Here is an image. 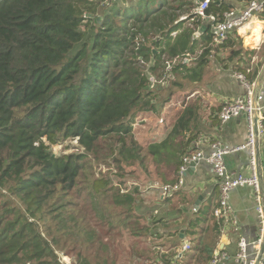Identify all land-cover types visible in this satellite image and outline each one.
Masks as SVG:
<instances>
[{
	"label": "trees",
	"instance_id": "trees-1",
	"mask_svg": "<svg viewBox=\"0 0 264 264\" xmlns=\"http://www.w3.org/2000/svg\"><path fill=\"white\" fill-rule=\"evenodd\" d=\"M195 9L193 0H0V264H55V249L75 253V264H119L112 239L124 231L121 263L156 259L164 243L144 250L138 240L165 241L154 229L171 224L141 213L174 197L150 184L177 181L199 137L198 110L188 104L144 143L133 124L190 93L210 58L233 48L213 33L216 48L192 65ZM226 12L209 2L205 15L219 23ZM68 140L82 153L56 155ZM208 229L193 255L200 264L213 260L221 233Z\"/></svg>",
	"mask_w": 264,
	"mask_h": 264
},
{
	"label": "crops",
	"instance_id": "crops-1",
	"mask_svg": "<svg viewBox=\"0 0 264 264\" xmlns=\"http://www.w3.org/2000/svg\"><path fill=\"white\" fill-rule=\"evenodd\" d=\"M217 6L222 5L234 12H242L250 2H262L264 0H206ZM201 1L193 0L195 4L194 15H198L197 7ZM227 13V12H226ZM200 17V16H199ZM183 17L182 20H185ZM216 16L202 17L200 22L189 21L191 28L196 34L192 42L198 47L197 55L192 57V65H196L197 57L201 56L207 48H216L215 45H207V37L215 33ZM196 24V26H194ZM228 43L233 48L223 51L216 57L210 58L209 67L200 83L193 84L192 91L177 92L169 103L163 105L160 114L144 115L142 120H156L150 133L163 134L171 127L175 119L186 109L188 104L198 110L199 137L193 150L200 151L205 155L212 153L213 144L222 148L235 149L247 141L249 124L246 115L221 124L219 114L225 104L241 97L246 93L243 81L237 79L242 75L244 81L255 85L256 93L264 92V11L258 13L249 23L238 31L229 35ZM226 41V42H227ZM234 51L239 57L227 60ZM215 56V55H214ZM179 93V94H178ZM184 94V95H183ZM187 94V95H186ZM160 121H163L161 124ZM160 123V124H159ZM254 123L258 130L257 138V163L261 183L260 201L264 209V112L261 116H255ZM192 151V152H194ZM191 152V153H192ZM250 157L248 151L232 153L225 157V164L229 173L250 174ZM178 177V176H177ZM220 184L213 168L205 162L192 167L184 176V187L170 202L159 203V209L168 205L165 216L170 221L166 243L156 246L159 253L156 259L147 264H164L166 259L171 264H200L194 259L197 246L200 247V239L205 237L206 232H211L212 225L216 224L220 229V237L217 241L215 256L221 264H235L239 254L241 241L248 243V257L245 264H264V224L259 222L257 195L252 188L244 187L231 194L230 203L233 207L231 220L221 223L214 212L220 207ZM164 217V218H165ZM162 218V217H161ZM165 230L160 228L159 231ZM165 231V232H166ZM184 236L174 244V234ZM169 237V238H168ZM197 241V242H196ZM156 243L164 242L161 240ZM186 245H191L190 251H185ZM207 262L206 264H211Z\"/></svg>",
	"mask_w": 264,
	"mask_h": 264
},
{
	"label": "built area",
	"instance_id": "built-area-1",
	"mask_svg": "<svg viewBox=\"0 0 264 264\" xmlns=\"http://www.w3.org/2000/svg\"><path fill=\"white\" fill-rule=\"evenodd\" d=\"M112 1V0H110ZM209 7V1L200 2L196 10L199 16L206 17L205 12ZM264 11V4L262 2H250L246 9L242 12L230 11L224 14V19L215 24V42L223 43L229 38V35L238 31L245 24L249 23L258 13ZM237 79L243 81L246 93L241 97L225 104L219 114L221 124H225L231 120L240 118L246 115L248 118L249 132L246 143L235 149H224L218 144H213L212 153L205 155L200 151H194L185 155L181 161V167L178 172V179L174 184H166L159 186L157 184H150L151 187H161L163 197H173L179 194L184 187V176L192 167L198 166L205 162L209 164L215 173L220 184V207L214 212V216L221 222L226 223L231 220L233 215V207L230 203L231 194L238 189L244 187L252 188L257 195L258 218L261 224H264V209L260 201L261 183L258 173L257 163V138L256 133L258 125L254 123L255 116H261L264 112V92L259 95L256 93L255 85L244 81L242 75H237ZM162 124L163 121H160ZM248 151L250 157V174L241 175L229 173L225 164V157L232 153H240ZM191 245H186L185 251H190ZM248 257V243L241 241L239 247V254L235 259V264H245ZM211 264H221L220 259L214 256ZM32 264V263H29ZM55 264H64L61 260Z\"/></svg>",
	"mask_w": 264,
	"mask_h": 264
},
{
	"label": "rangeland",
	"instance_id": "rangeland-1",
	"mask_svg": "<svg viewBox=\"0 0 264 264\" xmlns=\"http://www.w3.org/2000/svg\"><path fill=\"white\" fill-rule=\"evenodd\" d=\"M188 94V93H187ZM186 94V95H187ZM184 95V94H183ZM143 118H138L136 121H135V124H133V127H134V131H135V135H136V138L144 143V142H147L148 140H151V139H155L157 136L161 135L160 133H150L152 131V129L154 128L153 125L155 124L156 120H142ZM160 124V123H159ZM54 153L56 155H64V154H79V153H82V149L79 148L78 144L76 141H72V140H68L66 141V143H63V145H60V146H53L52 147ZM99 172V170H97ZM106 172V171H105ZM152 179H148L147 178V175L143 174L141 177H140V186L146 188L148 187L150 181ZM126 182L127 184L129 183H132L134 182V180H131L130 178L129 179H126ZM168 210V205H164L162 206L161 209H159V205L155 206V207H152V208H148V206L146 205L145 208H144V211L141 213L142 215H145L146 214V211H149L150 214L153 215V219H159V218H163L165 216V213L167 212ZM148 224H152V221H151V218L147 219V222ZM160 230V229H159ZM166 230H170L168 227H166L165 230L163 231H158V229H154L155 232H158L160 233L161 235L162 234H169L167 233L168 231ZM166 231V232H165ZM124 237L122 239L120 238H114L112 240H114V247H113V250L111 251V253H113V259H115V261H119V264H124V263H121V260L122 259H127V252L129 251L130 249V241L131 239L128 238V235L127 233L124 231ZM167 241V239H166ZM166 241L164 242H161V243H166ZM140 242V243H139ZM138 243L140 245V247L144 250H146L147 248L148 249H153V247H155V245H158L156 242H154L153 240L151 241L149 238H143L141 240H138ZM56 251V254L57 256H59V259L64 262V264H75L76 263V257H75V253H71V252H67L66 255L58 250V249H55ZM154 250V249H153ZM148 262V261H147ZM146 263H142V262H136V261H131L130 264H147ZM129 264V263H127Z\"/></svg>",
	"mask_w": 264,
	"mask_h": 264
},
{
	"label": "water",
	"instance_id": "water-1",
	"mask_svg": "<svg viewBox=\"0 0 264 264\" xmlns=\"http://www.w3.org/2000/svg\"><path fill=\"white\" fill-rule=\"evenodd\" d=\"M200 1H201V2H204V1H206V0H200ZM154 53L156 54L157 52H156V51H154ZM183 233H184V232H182V235H181V240H184Z\"/></svg>",
	"mask_w": 264,
	"mask_h": 264
}]
</instances>
